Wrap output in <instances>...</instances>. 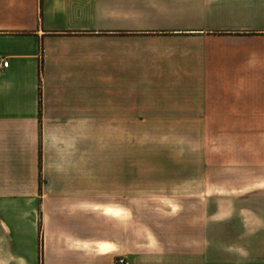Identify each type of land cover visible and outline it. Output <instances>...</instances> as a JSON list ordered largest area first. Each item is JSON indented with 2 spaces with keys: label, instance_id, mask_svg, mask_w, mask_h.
I'll list each match as a JSON object with an SVG mask.
<instances>
[{
  "label": "crops",
  "instance_id": "obj_1",
  "mask_svg": "<svg viewBox=\"0 0 264 264\" xmlns=\"http://www.w3.org/2000/svg\"><path fill=\"white\" fill-rule=\"evenodd\" d=\"M1 59L0 264H264V186L209 184L258 165V144L250 172L226 163L236 131L264 130V0H0ZM132 129L198 131L203 164L185 247L135 261L125 204L99 235L100 131L125 195Z\"/></svg>",
  "mask_w": 264,
  "mask_h": 264
},
{
  "label": "rangeland",
  "instance_id": "obj_2",
  "mask_svg": "<svg viewBox=\"0 0 264 264\" xmlns=\"http://www.w3.org/2000/svg\"><path fill=\"white\" fill-rule=\"evenodd\" d=\"M213 132L216 134V131ZM236 132L234 138L230 136L227 138L238 142L237 147L230 148L233 154L238 153L234 156L237 160L226 164L229 169H247L246 172H250V165L255 164L245 162V157L242 155L245 156L246 151L250 155L253 148L254 157L255 146L258 144V165L257 168L256 165L254 166L255 174L244 178L236 177V174L226 176L223 173L215 176L216 178H211L209 184L221 187L257 184L264 186V130ZM196 134L198 131L132 129L128 171L130 193L126 192L123 195V193H117L116 189L114 193L106 177L105 137L103 131H100L99 235L106 237L109 228L116 230L118 219L123 218V214H119V218L118 216L114 218V226H109L108 224H112L110 221L113 216L103 214V207L115 203L122 209V205L125 204L127 207L125 216L130 219L131 227V259L134 261L146 255L139 252L142 250V244L148 240L153 245L158 244L164 250H170L172 247L182 249L186 244L187 231L192 228L191 223L202 218V196H193L186 192L190 176L201 170L203 165L200 161L201 156L198 154L201 146L194 141L197 139ZM251 137H253L252 142ZM255 137L257 139H254ZM241 138L242 148L239 145ZM250 142L253 143V147L249 144ZM230 149H228L229 153H231ZM215 166L210 169L220 170V166ZM224 196V194H216L215 197ZM121 212L123 213L122 210ZM4 231H7L6 228ZM8 243L3 241L0 244L8 249ZM1 254L7 257L12 253ZM54 254L35 253L36 264H44L45 258Z\"/></svg>",
  "mask_w": 264,
  "mask_h": 264
},
{
  "label": "built area",
  "instance_id": "obj_3",
  "mask_svg": "<svg viewBox=\"0 0 264 264\" xmlns=\"http://www.w3.org/2000/svg\"><path fill=\"white\" fill-rule=\"evenodd\" d=\"M7 67H8L7 61L1 59L0 60V75L7 69ZM115 264H129V262L125 258H118Z\"/></svg>",
  "mask_w": 264,
  "mask_h": 264
},
{
  "label": "bare ground",
  "instance_id": "obj_4",
  "mask_svg": "<svg viewBox=\"0 0 264 264\" xmlns=\"http://www.w3.org/2000/svg\"><path fill=\"white\" fill-rule=\"evenodd\" d=\"M104 211H105L104 214H110L113 217H116V216H118L120 214V212L119 211H116V210L104 209ZM98 247H99V250L100 251H103V252L107 251L108 248H109L105 244H99Z\"/></svg>",
  "mask_w": 264,
  "mask_h": 264
}]
</instances>
